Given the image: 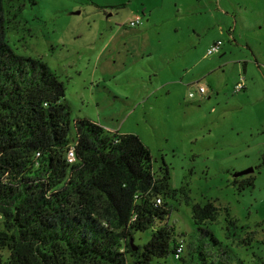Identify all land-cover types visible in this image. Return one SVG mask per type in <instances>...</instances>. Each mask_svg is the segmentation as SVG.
I'll list each match as a JSON object with an SVG mask.
<instances>
[{"label": "rangeland", "instance_id": "374dc122", "mask_svg": "<svg viewBox=\"0 0 264 264\" xmlns=\"http://www.w3.org/2000/svg\"><path fill=\"white\" fill-rule=\"evenodd\" d=\"M37 3L25 12L30 32L10 35L12 48L55 71L73 121L139 136L155 169L168 167L169 224L185 242L182 258L191 264L198 244L217 264H264V0ZM138 17L142 25L129 27ZM249 178L253 185L240 188ZM209 201L218 220L199 230L192 206ZM151 235L139 233L134 245ZM160 262L183 264L173 254Z\"/></svg>", "mask_w": 264, "mask_h": 264}, {"label": "trees", "instance_id": "16d2710c", "mask_svg": "<svg viewBox=\"0 0 264 264\" xmlns=\"http://www.w3.org/2000/svg\"><path fill=\"white\" fill-rule=\"evenodd\" d=\"M37 4L0 0V264H162L178 245L186 251L169 224L170 171L155 169L139 136L73 121L55 71L12 48L10 35L30 32L25 12ZM245 181L240 188L253 185ZM215 205L192 206L199 230L218 220ZM150 230L148 241L134 245ZM190 256L191 264L222 261L211 262L198 244Z\"/></svg>", "mask_w": 264, "mask_h": 264}, {"label": "built area", "instance_id": "2783aa9c", "mask_svg": "<svg viewBox=\"0 0 264 264\" xmlns=\"http://www.w3.org/2000/svg\"><path fill=\"white\" fill-rule=\"evenodd\" d=\"M141 23H142L141 18L138 17V18L133 19V20L130 22V26H129V27H131V28H134V27H136V26L138 27V26L141 25ZM222 45H223L222 41H220V42H218V43L216 42L215 44H213V45L211 46V48L208 50V55L210 56V55H213V54H215V53L218 54V53L220 52V50H221ZM244 88H245V86H244L243 84H238V85L236 86V91H237V92L242 91V90H244ZM206 92H207V88H206V87H201V88H200V92H199V94H200V95H205ZM190 97H191V98H194V97H195L194 93H191V94H190ZM74 153H75V150H74V149H71V150H70V153H68V159H69V162H70V163H73V162L75 161ZM161 202H162V201L159 199V200H158V203L160 204ZM183 252H185V247H184V245H183V244L178 245L177 248H176V252H175V254H174V257H175L176 259H179V260H180V258H181L182 255H183Z\"/></svg>", "mask_w": 264, "mask_h": 264}, {"label": "water", "instance_id": "95a60500", "mask_svg": "<svg viewBox=\"0 0 264 264\" xmlns=\"http://www.w3.org/2000/svg\"><path fill=\"white\" fill-rule=\"evenodd\" d=\"M253 172V169H251V170H247V171H242V172H240V173H238V174H235L234 175V177H239V176H241V175H248V174H250V173H252Z\"/></svg>", "mask_w": 264, "mask_h": 264}, {"label": "crops", "instance_id": "0c3cea01", "mask_svg": "<svg viewBox=\"0 0 264 264\" xmlns=\"http://www.w3.org/2000/svg\"><path fill=\"white\" fill-rule=\"evenodd\" d=\"M141 25H142V23H141ZM141 25H140V26H141ZM145 30H146V29H144V32H145ZM140 31H142V30H140ZM144 35H145V34H144ZM209 49H210V48H209ZM244 67H245V63H244ZM238 84H240V83H238ZM238 84H237V85H238ZM237 85H236V86H237ZM235 89H236V88H235ZM244 89H245V88H244ZM207 92H208V91H207ZM207 92H206V94H207ZM206 94H205V95H201V96H202V97H205ZM199 95H200V94H199ZM106 129H108V130H110V131H112V132H118V131H115L114 129H111V128H106Z\"/></svg>", "mask_w": 264, "mask_h": 264}]
</instances>
